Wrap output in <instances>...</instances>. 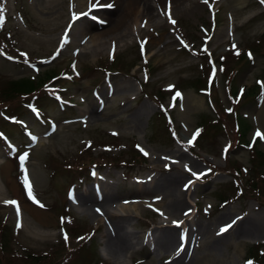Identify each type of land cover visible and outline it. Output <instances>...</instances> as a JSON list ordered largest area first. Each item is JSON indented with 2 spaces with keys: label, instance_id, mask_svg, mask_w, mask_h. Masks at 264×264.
Listing matches in <instances>:
<instances>
[{
  "label": "rangeland",
  "instance_id": "374dc122",
  "mask_svg": "<svg viewBox=\"0 0 264 264\" xmlns=\"http://www.w3.org/2000/svg\"><path fill=\"white\" fill-rule=\"evenodd\" d=\"M84 1L0 0V89L10 77H36L49 67L58 74L28 93H0V105H7L0 111V130L9 135L5 143L0 139V227L10 233V242L0 246V264H90L94 258L169 264L178 238L170 246L156 238L173 199L147 188L151 173L170 171L154 155L174 150L197 167L180 175L187 186L186 211L171 216L172 226L183 232L221 212L231 222L264 214V160L257 153L264 152V138L256 136H264V3L183 0L174 6L157 0V17L133 21L128 15L122 36L108 30L99 48L88 52L91 36L74 26L77 16L88 17L81 11ZM23 98L39 106L38 117L22 107ZM238 117L248 123L243 132ZM48 120L54 122L49 132ZM29 132L37 133L35 143ZM22 173L38 203L25 194ZM104 181L119 190L114 209L125 217L133 243L119 255L104 246L103 218L94 219L73 201L81 189L103 191ZM12 196L19 199L21 215L5 210ZM236 233H222L216 245L212 235L192 238L189 264H264V233ZM260 248L258 256L254 250Z\"/></svg>",
  "mask_w": 264,
  "mask_h": 264
},
{
  "label": "bare ground",
  "instance_id": "6f19581e",
  "mask_svg": "<svg viewBox=\"0 0 264 264\" xmlns=\"http://www.w3.org/2000/svg\"><path fill=\"white\" fill-rule=\"evenodd\" d=\"M154 1L157 0H100L101 4L112 5V7L92 8L91 3L95 1L85 0V7L81 9V11H86L87 9V11L93 13L94 16H86L87 18L77 16L79 19L75 21V31L79 33H89L91 39L93 40V46H91L90 50L87 51L94 52L101 45L102 40H104V34H106L108 30L115 31L120 37L122 34H124L126 27H128L127 24L129 25V20L132 19L135 21L137 18L144 19L145 17L152 19L157 14L159 15L157 7H154ZM164 1L165 0H161V5H163ZM171 1L175 6L183 0ZM157 4L158 3H156V5ZM136 5H139L137 11L134 9ZM128 15L131 19L127 18ZM102 21L107 22L109 25H106V27H104L105 29L97 28L100 26L99 23ZM110 36L112 37V35ZM145 106L146 104H143L138 110L134 112L132 125L137 124L138 115L145 109ZM88 112H90V115L94 114V110ZM176 151L174 150L163 155H154L153 161L160 162L164 167L170 168V171H168L166 174L159 175L151 173L149 177V187L147 190L157 189L158 191L156 193H159L161 197L164 195L173 199V201L165 205L163 210V219H161L162 223L164 221V225L163 227H158L156 240L160 244L170 246L172 241H176L178 238L180 246L178 245L176 256L172 258L169 264H189L190 257L188 249L189 242L192 240V238H195L196 240L197 236L201 237V235L206 234L208 236L212 235V243L214 245L219 244L223 239V234L218 235L219 232L217 229H221V227L231 224L232 218L231 216L230 218H226L228 215H226L225 212H221L208 223H203L200 225L195 224L196 226H191V224L188 225V227L183 229V232L171 225L169 220L172 215L174 216L178 214V217H182L186 211L185 199L187 190L184 182H180L179 180L181 177L180 175L183 171L188 172L191 168L197 167L196 163L192 159L186 158L181 151ZM104 184L105 186L101 196L91 193L90 190L85 188L79 190V192L74 195L73 201L81 206V209L86 210L90 215H92L94 219L103 218L105 225L103 226L100 235L104 246L109 254L119 255L127 247L131 246L132 241L129 232L123 225L125 217L121 216L122 214H119V212L114 209L116 199L119 196V190L113 187V184H110L109 182L104 181ZM10 201L11 200H8L7 202ZM17 209L19 210L15 204L6 203L5 210L8 212V214L16 215ZM188 212L190 211L188 210ZM179 219L178 221H180ZM231 229L242 235H255L264 233V214H245L240 217V219H238L229 230ZM177 232H179V234H177Z\"/></svg>",
  "mask_w": 264,
  "mask_h": 264
},
{
  "label": "trees",
  "instance_id": "16d2710c",
  "mask_svg": "<svg viewBox=\"0 0 264 264\" xmlns=\"http://www.w3.org/2000/svg\"><path fill=\"white\" fill-rule=\"evenodd\" d=\"M262 34L264 36V30L262 31ZM241 55L245 59V56L243 54H241ZM56 73L57 72H56L54 67H49L47 69L40 71L36 77H34L35 75H33V76L22 75V76H17V77H10V78H8V84L3 86L0 89V93H2L4 95L3 97H7V98H9V97L17 94V92H21V91L28 93V92L33 91V90L37 89L38 87H41L42 85H44L46 79H50L54 75L56 76ZM27 101H29V100L24 99V98L21 99L23 108H26ZM6 107H7V105H5V104L0 105V111L6 112V110H5ZM8 110L11 111L10 113H13V112H16L17 109L13 110L12 108H10ZM237 119H238L237 123L239 126V131L243 132L247 128L248 123L244 119L241 120L240 117H238ZM257 153L259 154L260 158H262L264 160V152L257 150ZM257 177L258 176H255L253 178L254 183L257 185L255 187V190L259 189L258 184L256 182ZM216 197L218 199L222 200L221 194H218V196H216ZM9 236H10V233L8 232V230L5 229L4 226H1L0 227V246L2 249L10 242ZM256 250L257 251L254 250V252L258 256H260L262 254L261 252L263 249L260 248V249H256ZM248 254L250 255V257H252L251 260H254L255 256L251 254V251H249ZM90 264H106V263H103V262L101 263L100 258H94V260ZM131 264H140V263L137 261H133V262H131Z\"/></svg>",
  "mask_w": 264,
  "mask_h": 264
},
{
  "label": "snow or ice",
  "instance_id": "6c2138e0",
  "mask_svg": "<svg viewBox=\"0 0 264 264\" xmlns=\"http://www.w3.org/2000/svg\"><path fill=\"white\" fill-rule=\"evenodd\" d=\"M204 2L207 3L208 0H204ZM261 2L264 3V0H261ZM91 6H92V8H96V7H112V5L101 4V3H100V0H95V2L92 3ZM85 15H86V14H85ZM74 19H75V17H74ZM2 20H3V14H2V10H0V21H2ZM169 20H170L171 23H173V24L175 23L174 20H171V17H170V16H169ZM233 47H235V46H233ZM22 55H23V54H22ZM237 55H239L238 52H237ZM10 59H11V58H10ZM176 95L179 96L180 94L177 93ZM173 99H175V97H173ZM256 136L261 137V138H264V136H261V133H260L259 131L256 133ZM193 139H195V136L193 137ZM189 143H191V141H189ZM226 150H227V149H226ZM145 155H147V153H145ZM21 159L23 160L24 157H21ZM194 175H196V174L194 173ZM24 185H25V188H26L27 191H28L29 199H32L33 202L38 203V201H36L35 198H34L33 195H32L31 185H30V183H29V181H28L27 176H25V179H24ZM186 187H187V186H186ZM6 203L15 204V201H10V202H6ZM41 207H43V205H41ZM98 211H99V210H98ZM17 214L19 215V210H18V209H17ZM237 219H240V218L237 217ZM235 222H236V221H233L231 224H228V225H225V226L221 227V229H220L218 235H219V234H222V233H224V232H227V231L233 226V224H235ZM174 223H177V225H178L179 222H174ZM67 239H68L67 236H65V241H66V242H67ZM182 239H183V237H182ZM247 264H252V262H251V261H248Z\"/></svg>",
  "mask_w": 264,
  "mask_h": 264
}]
</instances>
